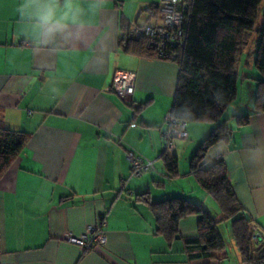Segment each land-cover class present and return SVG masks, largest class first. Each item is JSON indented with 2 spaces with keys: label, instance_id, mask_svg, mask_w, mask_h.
<instances>
[{
  "label": "crops",
  "instance_id": "obj_1",
  "mask_svg": "<svg viewBox=\"0 0 264 264\" xmlns=\"http://www.w3.org/2000/svg\"><path fill=\"white\" fill-rule=\"evenodd\" d=\"M157 2L55 0L54 17L45 22L52 0H0V124L28 136L0 177V264H242L230 233L221 259H190L184 239L196 235L198 216L183 217L181 238L170 242L138 198L183 197L220 218L189 171L215 123H186L187 138L173 153L178 174L169 177L161 132L178 67L120 46L133 24L159 21L147 11ZM118 71L136 75L128 101L108 90ZM254 82L239 76L236 99L224 112L229 138L211 145L205 159H223L244 215L264 237V112L253 110ZM247 114L238 124L236 117ZM129 149L153 160L154 169L130 176ZM179 156L187 170L179 169ZM99 215L107 223L104 245L82 251L65 241Z\"/></svg>",
  "mask_w": 264,
  "mask_h": 264
},
{
  "label": "trees",
  "instance_id": "obj_2",
  "mask_svg": "<svg viewBox=\"0 0 264 264\" xmlns=\"http://www.w3.org/2000/svg\"><path fill=\"white\" fill-rule=\"evenodd\" d=\"M263 1L184 0L179 6L184 10V45L172 60L178 67V78L170 114L186 123H215L191 157L189 171L216 203L220 218L215 219L202 204L183 197L155 202L150 201L147 194L138 195V198L149 205L156 231L170 242L181 238L178 223L183 217L198 216L196 235L184 239L190 259H221L219 254L224 251L225 243L219 225L224 223L229 225L241 263L264 264V237L257 235L253 239L254 226L234 195L223 159H205L207 149L227 140L231 133L224 112L236 99L240 76L237 63L245 55L253 34L258 36L254 65L259 72V78L255 79L253 110L264 112V22L256 26ZM147 11L158 16V4L147 7ZM125 35L120 44L124 51L156 57L143 40ZM248 116H237L238 124H245ZM27 139L24 132L0 124V177L19 155ZM161 157L167 175L176 176V156L162 152Z\"/></svg>",
  "mask_w": 264,
  "mask_h": 264
},
{
  "label": "built area",
  "instance_id": "obj_3",
  "mask_svg": "<svg viewBox=\"0 0 264 264\" xmlns=\"http://www.w3.org/2000/svg\"><path fill=\"white\" fill-rule=\"evenodd\" d=\"M184 0H158L159 21L143 25L133 24L130 36L136 40H143L146 48L154 52L157 58L172 61L184 45L183 22L184 10L179 8ZM136 75L133 72L118 71L114 74L108 90L124 101H128L134 91ZM165 128L161 132L164 141L163 153L172 155L175 142L187 138L186 122L174 118L170 113L164 118ZM125 158L130 166V176L140 177L147 171L154 169V161L129 149ZM107 223L105 216L99 215L96 223L90 225L82 234L66 233L64 239L82 251H89L96 246L104 245L106 238L104 231ZM255 231V228L253 227ZM257 234L253 235L255 240Z\"/></svg>",
  "mask_w": 264,
  "mask_h": 264
},
{
  "label": "rangeland",
  "instance_id": "obj_4",
  "mask_svg": "<svg viewBox=\"0 0 264 264\" xmlns=\"http://www.w3.org/2000/svg\"><path fill=\"white\" fill-rule=\"evenodd\" d=\"M263 12H264V1L262 2L260 9H259V17H258V21H257L256 26H261L263 24V22H264ZM257 40H258L257 34H253L251 37L250 44L248 45V47L245 51V55L242 56L238 60L236 69L239 72L240 76L249 75L252 79H258L259 78V76H258L259 72L257 71V69L255 68V65H254V60H255V56H256L255 47H256ZM252 70H253V72H252ZM246 91H247V88H246ZM191 123H193V122H191ZM194 125H196V124H194ZM182 140H184V139H180L179 141H182ZM177 141L178 140H176V142ZM189 147H191V145H189ZM184 158H185L184 156H179V166L181 167V168L179 167L180 170L181 169L183 170L185 168L187 170V168H188V162H185ZM208 211L216 219V217H215L216 215H215V213H213L211 208H209ZM219 231L221 232V235H222V237L226 243V247L229 248V237H228V233H230L229 232V225L224 224V223L219 225Z\"/></svg>",
  "mask_w": 264,
  "mask_h": 264
},
{
  "label": "clouds",
  "instance_id": "obj_5",
  "mask_svg": "<svg viewBox=\"0 0 264 264\" xmlns=\"http://www.w3.org/2000/svg\"><path fill=\"white\" fill-rule=\"evenodd\" d=\"M55 0H52V5H50L49 7H47V9L45 10V12L41 15V19L45 22H49L53 19L54 14H55ZM67 18V17H65Z\"/></svg>",
  "mask_w": 264,
  "mask_h": 264
}]
</instances>
